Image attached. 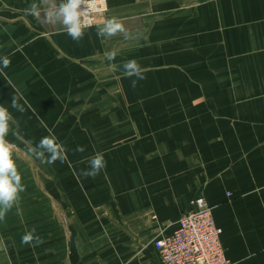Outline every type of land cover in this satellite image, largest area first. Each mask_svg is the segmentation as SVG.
Segmentation results:
<instances>
[{"label": "crops", "instance_id": "0c3cea01", "mask_svg": "<svg viewBox=\"0 0 264 264\" xmlns=\"http://www.w3.org/2000/svg\"><path fill=\"white\" fill-rule=\"evenodd\" d=\"M30 3L0 0V57L11 61L0 70V104L14 117L12 127L20 132V147L39 143L45 135L36 131L41 120L51 125L63 105L73 101L68 95L87 88L88 78L122 72L109 70L106 51L119 50L113 63L122 65L133 59L127 51L136 46L140 56L135 60L141 66L152 63L162 71L181 53L221 52L228 57L230 52L238 69H231L222 80L214 79L231 83L226 90L159 96L165 106L174 101L187 109L194 106L176 110L182 116L170 127L145 120L142 127L149 123L154 128L146 130L153 136L146 147L88 148L69 155L103 153L106 167L100 172V184L111 176L116 194L94 197L96 179L81 175L89 166L73 170L72 165L56 161L53 174L59 180L65 177L69 185L62 189L67 227L54 218L55 226L48 231L43 223L44 242L29 246L21 244L26 230L19 219L12 224L0 221V264H159L152 241L172 234L179 216L190 211L197 198L211 207L231 264H264V0H104L107 11L95 24L118 17L147 40L102 38L93 26L79 42L60 25L26 16L24 9ZM182 38L186 49L180 51L177 39ZM149 40H160L152 55L147 50ZM132 79L121 82L124 90L177 84L164 78L159 83L143 79L133 88ZM14 95L28 101L23 112L12 107ZM148 99L145 96L144 102ZM151 113L147 119L161 112ZM76 121L73 113L64 122L68 128L64 134L73 141L82 140L88 131L81 124L78 132ZM58 187L62 188L61 181ZM55 194L57 206L61 194L58 190ZM97 200L106 206L95 208ZM35 234L42 239L41 232L35 229Z\"/></svg>", "mask_w": 264, "mask_h": 264}, {"label": "rangeland", "instance_id": "374dc122", "mask_svg": "<svg viewBox=\"0 0 264 264\" xmlns=\"http://www.w3.org/2000/svg\"><path fill=\"white\" fill-rule=\"evenodd\" d=\"M195 1V0H194ZM181 11V10H179ZM153 24L148 26L149 30H153ZM149 33V32H148ZM181 41L180 51L186 49V39H177ZM160 41V40H158ZM157 40H149L147 49L152 55L151 51H156ZM176 39H174V42ZM137 43V42H136ZM144 42H139V47ZM135 43H133L134 45ZM144 51V49L142 50ZM119 52V50H117ZM132 54L133 59L136 55L139 57L140 53L136 46H133L127 51ZM127 53V54H128ZM234 54V53H233ZM207 56V59L204 58ZM235 55L227 57L225 53H212L203 52L197 53L193 56V53L175 55V59L169 64H166L167 70L162 71L152 63L148 66L142 67L148 69L145 71V79L150 80L152 83H159L161 79L171 80L173 83H177L174 87L164 88H138L124 90L123 82L126 78L122 72L116 74H99V76H92L88 78L86 82V89L80 92H71L69 94L70 104L63 105V108L57 113L54 118L55 121L51 125L44 127H36L37 133L47 136L48 129H51L53 134L57 137L58 142L62 143L67 149V157L74 153L79 146H83L84 150L90 148L91 150L100 151L101 148L116 149V147H125L131 145L147 146V143L152 140V132L146 133L147 129H152L149 123H146L142 127L145 120H151L147 122L157 123L160 128L170 127L174 125L182 116L176 113V110H180L182 107L181 102H170L166 106L159 102V96L174 95V94H191L198 92H213L219 90H226L231 83L226 81H214L215 78L222 80V77L228 76L227 73L232 69L237 72L238 66ZM121 61V60H119ZM160 66V65H158ZM148 67V68H146ZM194 68V69H193ZM232 74V72L230 73ZM210 76V79H205ZM135 79V77H133ZM185 82V85L181 83ZM239 84V83H238ZM147 96L150 102H144V97ZM135 98V101L134 99ZM185 104H191L184 103ZM194 105L191 104L190 108H184L188 111ZM160 113L153 115V119L150 118L152 113ZM77 115V121L74 127L78 128V132H81V124L85 128L87 125V133L82 140L79 138L75 141L70 136H66L64 122L70 114ZM116 115V116H115ZM150 116V117H149ZM179 117V118H178ZM98 118V119H96ZM106 118L105 124L102 123V119ZM154 129V128H153ZM16 135H10V142L17 146V150L13 154V158L16 161L19 171L22 174V182L25 185V191L21 193V200L19 204V212L16 208H13L5 217L4 220H8L10 224L17 223L19 221L21 228H25L26 231L36 229L37 233L41 232L42 240L43 236V223L46 224L50 231L52 226H55V220L63 227H67L66 214L68 205L65 204V194L62 191L63 187L68 188V182L66 178L61 174V180L59 177L53 174V167L56 164L42 163L36 159L31 153L28 152L27 147H20L18 145L21 140L20 132L14 131ZM62 136H66L61 139ZM93 155L79 158L69 156L65 164L73 166V170L78 167L89 166L88 160ZM125 156H128L125 155ZM75 166V168H74ZM158 169H155L157 172ZM73 175V173L71 174ZM68 176V175H67ZM74 176V175H73ZM102 174V179H103ZM95 190H91L94 197L102 194L114 195L117 191L116 180L108 179V182L101 183L100 174L96 177ZM60 189L58 186L60 185ZM54 187L56 189H54ZM60 189V190H59ZM58 190L59 199L54 204V195ZM103 190L102 193H100ZM227 197L230 194L227 193ZM61 202V203H60ZM60 203V204H59ZM24 205V206H21ZM105 204H98L94 202V207L102 209ZM153 218V217H151ZM19 219L18 221H16ZM155 219V218H153ZM15 221V222H14ZM5 227V226H4ZM10 227H12L10 225ZM2 226H0V229Z\"/></svg>", "mask_w": 264, "mask_h": 264}, {"label": "clouds", "instance_id": "9594fccd", "mask_svg": "<svg viewBox=\"0 0 264 264\" xmlns=\"http://www.w3.org/2000/svg\"><path fill=\"white\" fill-rule=\"evenodd\" d=\"M96 0H32V3L24 9L26 16H32L37 22L48 25H60L74 41L79 42L85 30L95 26L97 35L102 38H112L122 36L125 40H136L146 36L141 33H133L125 23L118 17L106 18L102 23L95 24L91 14L94 11ZM117 52L115 50L106 51L104 59L108 61L110 71H121L125 77L133 78L131 86L136 87L139 80L145 79V69L135 60H127L122 65L113 63L116 60ZM10 59L7 56L0 57V70L10 66ZM23 101V104L20 101ZM28 101L20 95H14L12 107L23 112L24 106ZM14 117L9 109L0 104V221H3L7 214L16 208L19 212L21 193L25 191V185L22 182V174L18 169L13 158L17 146L11 143L7 137L10 132L13 135ZM41 125H44L41 120ZM48 135L40 139L39 143L32 146L28 143V152L42 163L54 164L56 161L64 163L67 161V149L58 142L57 137L51 129H48ZM76 151L83 152V146H79ZM89 169L82 171L84 177L95 178L106 167L104 154L95 153L88 160ZM43 240L35 234V229L26 231L21 237L22 245L38 246Z\"/></svg>", "mask_w": 264, "mask_h": 264}, {"label": "built area", "instance_id": "2783aa9c", "mask_svg": "<svg viewBox=\"0 0 264 264\" xmlns=\"http://www.w3.org/2000/svg\"><path fill=\"white\" fill-rule=\"evenodd\" d=\"M106 11L104 0H96L91 14L94 24ZM152 246L159 264H231L220 243L211 207L203 198L195 199L192 209L179 216L172 234L155 238Z\"/></svg>", "mask_w": 264, "mask_h": 264}]
</instances>
